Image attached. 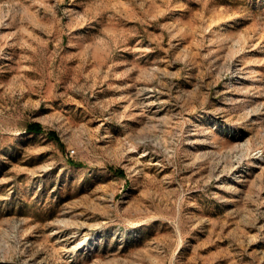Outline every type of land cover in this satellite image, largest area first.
Segmentation results:
<instances>
[{"label":"rangeland","instance_id":"obj_1","mask_svg":"<svg viewBox=\"0 0 264 264\" xmlns=\"http://www.w3.org/2000/svg\"><path fill=\"white\" fill-rule=\"evenodd\" d=\"M0 264H264V0H0Z\"/></svg>","mask_w":264,"mask_h":264},{"label":"trees","instance_id":"obj_2","mask_svg":"<svg viewBox=\"0 0 264 264\" xmlns=\"http://www.w3.org/2000/svg\"><path fill=\"white\" fill-rule=\"evenodd\" d=\"M28 130L29 131H36V130H38V127H36V126H30V127H28Z\"/></svg>","mask_w":264,"mask_h":264}]
</instances>
